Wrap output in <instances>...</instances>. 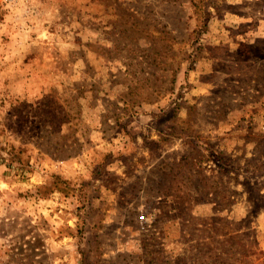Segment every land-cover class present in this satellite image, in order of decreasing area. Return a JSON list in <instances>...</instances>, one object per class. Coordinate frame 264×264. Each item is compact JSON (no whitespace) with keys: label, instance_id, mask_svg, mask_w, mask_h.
Here are the masks:
<instances>
[{"label":"rangeland","instance_id":"obj_1","mask_svg":"<svg viewBox=\"0 0 264 264\" xmlns=\"http://www.w3.org/2000/svg\"><path fill=\"white\" fill-rule=\"evenodd\" d=\"M0 264H264V0H0Z\"/></svg>","mask_w":264,"mask_h":264},{"label":"built area","instance_id":"obj_2","mask_svg":"<svg viewBox=\"0 0 264 264\" xmlns=\"http://www.w3.org/2000/svg\"><path fill=\"white\" fill-rule=\"evenodd\" d=\"M141 216V218L143 217V215H140Z\"/></svg>","mask_w":264,"mask_h":264}]
</instances>
